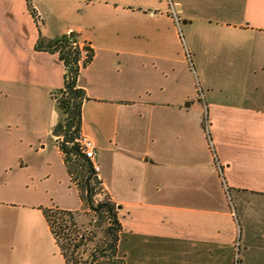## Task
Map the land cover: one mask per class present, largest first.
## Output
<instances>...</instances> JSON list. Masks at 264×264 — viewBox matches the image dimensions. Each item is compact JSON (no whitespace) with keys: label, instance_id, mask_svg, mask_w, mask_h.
<instances>
[{"label":"crops","instance_id":"1","mask_svg":"<svg viewBox=\"0 0 264 264\" xmlns=\"http://www.w3.org/2000/svg\"><path fill=\"white\" fill-rule=\"evenodd\" d=\"M174 3L103 0L95 24L75 27L55 21L48 0H33L37 20L28 0H0V264L27 263L34 229L50 232L41 208L56 206L54 194L80 196L52 137L65 66L36 50L40 35L72 32L95 51L78 80L81 134L122 222L108 261L233 264L239 245V264H264V0ZM199 82L245 94L203 103ZM46 159L65 173L37 189Z\"/></svg>","mask_w":264,"mask_h":264},{"label":"trees","instance_id":"2","mask_svg":"<svg viewBox=\"0 0 264 264\" xmlns=\"http://www.w3.org/2000/svg\"><path fill=\"white\" fill-rule=\"evenodd\" d=\"M28 8L37 20L38 15L33 0H28ZM40 29V28H39ZM36 50L57 54L65 66L64 87L56 91L55 98L61 111L60 121L53 127L52 137L59 146L67 172L80 191L84 209L89 207L101 225H106L104 237L90 252L88 243L94 242L77 224V212L59 207L41 208L50 228V233L66 264H101L102 260L116 261L122 234V222L119 209L112 198L104 191L101 182L97 183L98 173L92 163L82 153L78 140L82 133L83 106L88 100L86 91L78 80L83 69L89 66L95 57L90 44H80L79 34L72 32L55 39H46L40 35ZM81 185H85L81 187ZM105 196L106 201L94 204V198Z\"/></svg>","mask_w":264,"mask_h":264},{"label":"rangeland","instance_id":"3","mask_svg":"<svg viewBox=\"0 0 264 264\" xmlns=\"http://www.w3.org/2000/svg\"><path fill=\"white\" fill-rule=\"evenodd\" d=\"M75 1H76V4H74L71 0H48V2L51 3L56 13V17L53 19L55 21H62L63 24L74 25L75 27L90 25L91 21H92V24H95L96 22L95 18H92V15H95L93 11H95L94 10L95 6L98 3L103 2V0H75ZM119 1H121L122 3L124 2L135 3L139 0H119ZM167 1H168L169 6H171V3L175 4L174 2H176V0H167ZM88 5H89V8H88ZM180 28L181 29L179 33L182 38V42L184 44L185 49L188 50L191 47L189 38L186 32L184 31V28L181 26ZM95 35L100 36L101 32H96ZM200 35H203V32H201ZM207 40L209 41L208 44L211 45L213 49H215L216 48L215 41L217 39L215 38L205 39V41ZM80 44L83 45L82 40H80ZM206 50H209V48H206ZM198 88H199V93L201 97H203L202 99L203 103L206 102L204 99V96L206 98V96L208 95L209 97L215 96L216 98H219V100L228 101V99L234 96V94L238 96L245 94L244 86L235 87V86H229L227 84H222V85L216 84L215 86H212L210 87V89H208L209 87H207L205 83L199 82ZM47 155H48V152H47ZM52 170H54L55 176L62 172L65 173L62 166L58 168L56 164L52 165L51 160L49 161L46 159L45 165L43 166L40 172V174H43L44 172L45 177L44 179L43 177H41L38 181H36L34 184V187L37 189L45 190L47 187L51 186L53 183L52 180L54 179V177H50L48 179L47 176L50 174ZM65 177H66L65 174H63L60 177V180L61 178H63V181H64ZM83 186L85 185H81V187ZM60 188H62V186H60ZM76 190L79 191L78 188ZM52 200L56 204V206H58L59 208L69 209L74 212L82 210L81 197L77 195L76 192H75V196L73 197L72 195H69L68 193H64L62 191L59 194H54L52 197ZM102 201H106L105 196H100V197L96 196L94 198L95 205H97L99 202H102ZM76 220H77L78 226L83 232L85 231L86 234L91 238L93 235L95 236L94 242L92 243L89 242L87 246V250L88 252H90L94 249L97 243L102 241L104 237V229L106 225L104 224L101 225L100 221H98V219L96 218V215L91 211L89 207H86L82 212H78L76 215ZM32 241L34 242L33 246L30 248H26V252H28L25 257V260L27 261L26 264H52V262L50 261L52 257H54V264H65L64 259L61 253L59 252V249L56 246L49 230H47L44 227H43V230H41L40 227H37L33 231ZM239 250H240V246L238 245L235 259H238L240 262ZM144 254H146V252L142 250L137 252V255L145 256ZM108 260H109L108 258L102 260L101 264H114ZM148 260H149L148 258L144 257L141 264H153Z\"/></svg>","mask_w":264,"mask_h":264},{"label":"built area","instance_id":"4","mask_svg":"<svg viewBox=\"0 0 264 264\" xmlns=\"http://www.w3.org/2000/svg\"><path fill=\"white\" fill-rule=\"evenodd\" d=\"M174 14H175V11H174ZM175 18H176V24H178V26H180V24H181L180 19L177 16H175ZM81 46H82V44H81ZM78 143L80 145L81 153L88 160H90V162L93 165L94 170L96 171V173L99 174L100 173V166L97 163L98 149H97L95 142L93 140H91L90 138L81 134V137L78 140ZM233 264H239V260L235 259Z\"/></svg>","mask_w":264,"mask_h":264},{"label":"water","instance_id":"5","mask_svg":"<svg viewBox=\"0 0 264 264\" xmlns=\"http://www.w3.org/2000/svg\"><path fill=\"white\" fill-rule=\"evenodd\" d=\"M96 182H97V183H99V182H100V180H99V177H97V178H96Z\"/></svg>","mask_w":264,"mask_h":264}]
</instances>
